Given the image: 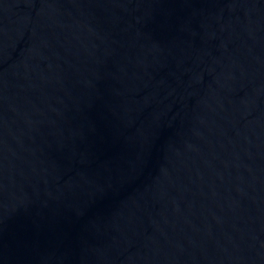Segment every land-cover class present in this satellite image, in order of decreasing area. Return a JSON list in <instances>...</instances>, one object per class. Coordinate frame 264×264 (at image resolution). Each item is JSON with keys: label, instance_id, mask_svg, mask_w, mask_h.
I'll return each instance as SVG.
<instances>
[{"label": "water", "instance_id": "95a60500", "mask_svg": "<svg viewBox=\"0 0 264 264\" xmlns=\"http://www.w3.org/2000/svg\"><path fill=\"white\" fill-rule=\"evenodd\" d=\"M0 264H264V0H0Z\"/></svg>", "mask_w": 264, "mask_h": 264}]
</instances>
